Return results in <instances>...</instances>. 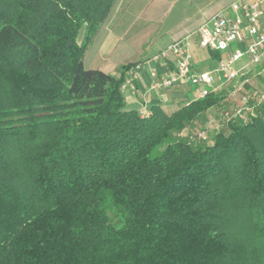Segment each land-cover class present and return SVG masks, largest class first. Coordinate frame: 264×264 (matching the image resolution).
<instances>
[{
  "label": "trees",
  "instance_id": "16d2710c",
  "mask_svg": "<svg viewBox=\"0 0 264 264\" xmlns=\"http://www.w3.org/2000/svg\"><path fill=\"white\" fill-rule=\"evenodd\" d=\"M115 2L0 0V264H264V105L127 110L83 65Z\"/></svg>",
  "mask_w": 264,
  "mask_h": 264
},
{
  "label": "crops",
  "instance_id": "0c3cea01",
  "mask_svg": "<svg viewBox=\"0 0 264 264\" xmlns=\"http://www.w3.org/2000/svg\"><path fill=\"white\" fill-rule=\"evenodd\" d=\"M233 1L116 0L109 17L87 48L83 65L87 70H100L114 77L120 75L123 67L134 65L125 73L121 89L126 109L149 112L151 102L156 101L162 112L171 116L196 100L197 91L187 84L170 88L158 86L157 82L172 66L155 61L154 56L170 43L189 39L192 71L196 74L215 72L221 55L199 48L196 31ZM213 53L217 59L212 57ZM247 61L243 59L242 64ZM254 67L249 66L247 73Z\"/></svg>",
  "mask_w": 264,
  "mask_h": 264
},
{
  "label": "built area",
  "instance_id": "2783aa9c",
  "mask_svg": "<svg viewBox=\"0 0 264 264\" xmlns=\"http://www.w3.org/2000/svg\"><path fill=\"white\" fill-rule=\"evenodd\" d=\"M196 35L199 48L221 55L215 72L196 74L192 71L189 39L168 44L154 56V60L172 66L157 82L158 86L170 88L187 84L197 91V99H201L244 78L249 66L264 62V0H234L201 25ZM245 58L248 61L242 64ZM152 76L155 78L156 74ZM261 98L264 99V93ZM242 102L245 106L234 116L241 117L242 111L249 110L247 99L243 98ZM140 115L146 116L148 111L143 110ZM224 116L227 118L228 114ZM197 137L205 139V132H198Z\"/></svg>",
  "mask_w": 264,
  "mask_h": 264
},
{
  "label": "rangeland",
  "instance_id": "374dc122",
  "mask_svg": "<svg viewBox=\"0 0 264 264\" xmlns=\"http://www.w3.org/2000/svg\"><path fill=\"white\" fill-rule=\"evenodd\" d=\"M233 48L234 45L231 46V49ZM263 93L264 62L256 65L244 76V78L237 80L235 83L227 85L223 90L213 94H216L221 98V101L224 104V111L228 114L229 117L234 116L237 111L245 106L242 102L243 98H246L247 102L252 101L256 102L258 105H264V99L261 98ZM225 113H223V116L225 115ZM219 114V111H212L210 120L212 123H209V121L207 125H205V135L207 134L209 137H212L214 135V132L219 128L217 125L218 121L222 122L224 120V118ZM182 133L183 135H185L184 131ZM111 219L113 223L118 222L112 215Z\"/></svg>",
  "mask_w": 264,
  "mask_h": 264
}]
</instances>
